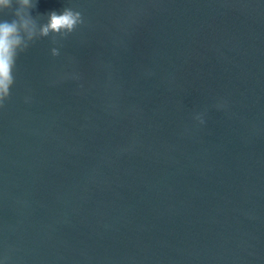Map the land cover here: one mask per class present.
<instances>
[{"label": "water", "instance_id": "95a60500", "mask_svg": "<svg viewBox=\"0 0 264 264\" xmlns=\"http://www.w3.org/2000/svg\"><path fill=\"white\" fill-rule=\"evenodd\" d=\"M33 4L83 23L17 57L0 264H264V0Z\"/></svg>", "mask_w": 264, "mask_h": 264}, {"label": "clouds", "instance_id": "9594fccd", "mask_svg": "<svg viewBox=\"0 0 264 264\" xmlns=\"http://www.w3.org/2000/svg\"><path fill=\"white\" fill-rule=\"evenodd\" d=\"M14 4V19L0 21V107L9 98L15 82L13 72L19 53L38 38L53 34L55 40V36L64 37L83 23L81 12L64 8L61 14L48 13L46 23L38 25L30 14V9L35 7L33 0H0V12L12 9ZM51 54L57 56L59 52L52 48Z\"/></svg>", "mask_w": 264, "mask_h": 264}]
</instances>
